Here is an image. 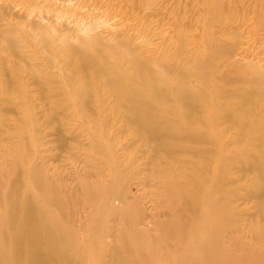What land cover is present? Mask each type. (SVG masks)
Here are the masks:
<instances>
[{
  "label": "rangeland",
  "instance_id": "rangeland-1",
  "mask_svg": "<svg viewBox=\"0 0 264 264\" xmlns=\"http://www.w3.org/2000/svg\"><path fill=\"white\" fill-rule=\"evenodd\" d=\"M141 2L0 0V253L29 200L67 264H264V0ZM142 62L177 68L151 110L206 144L163 150L130 117Z\"/></svg>",
  "mask_w": 264,
  "mask_h": 264
},
{
  "label": "bare ground",
  "instance_id": "bare-ground-1",
  "mask_svg": "<svg viewBox=\"0 0 264 264\" xmlns=\"http://www.w3.org/2000/svg\"><path fill=\"white\" fill-rule=\"evenodd\" d=\"M153 1V0H142L139 5V9L147 8L145 2ZM155 1H171V0H155ZM188 2H193V0H187ZM209 4H217V0H199V5L203 7L208 6ZM169 4L163 5L167 6ZM146 6V7H145ZM167 13V14H166ZM161 15L163 13H160ZM182 16H185V8L183 12H180ZM168 12L164 13V17L167 18ZM181 18V17H180ZM182 20V19H181ZM129 66L127 68V72L130 75L131 82H137L139 84H147V86L151 90L152 98H146L144 96L139 95L136 89L131 85V89H126L125 91L121 90L126 97H129L127 100L128 112L132 115L130 116L133 120L139 122L140 128L145 130L149 137L162 141V144L159 145L163 150L173 152L174 146H179L181 150H191L194 148L188 149L186 145H171L169 142H177L182 141V143H190V144H206L207 141L199 136V133H196L198 130L194 131H181L177 126L178 120L175 118V115L170 110L168 105L166 106V110H163L161 114H156L151 110L153 105L151 102L157 101V96L161 95V92L166 90V83L171 82L172 78L169 76L170 74L177 73L176 67H168V76H165L158 70L153 69L152 66L146 65V62H142V66L140 68L133 69L128 63ZM142 67L145 68V71H142ZM128 77L124 75L123 77H110L108 82L111 86H114L116 83H126ZM155 81L158 83L156 84ZM165 84V86L163 85ZM178 86L181 87V84L177 82ZM124 88V87H123ZM122 88V89H123ZM188 93V92H185ZM183 94L180 98L176 99L182 103V105L191 104V110H198L199 105H211V103L205 98H199L188 94ZM138 94V96H137ZM135 95L137 97H135ZM249 96V93L245 94ZM173 99H168L167 102H170ZM199 101H204L205 104H199ZM207 106V105H206ZM171 114L173 119L168 118L165 114ZM192 117V116H191ZM190 119V118H189ZM250 119V118H247ZM191 124V122L189 123ZM245 122L243 123V125ZM168 140H164V139ZM264 143V140L262 141ZM184 148V149H183ZM259 171V180L262 181L260 184V194L262 198H264V155L257 158V161L248 165V168H255ZM16 186L19 187L16 183ZM16 189V187H15ZM18 203H14L13 207L10 209V222L14 223V221H18V228L14 233V243L12 244L11 251L12 257H9L0 253V264H50V257L55 259H59L61 264H67L70 259V254L68 248L65 245L56 244L58 237L52 233V231L43 225V216L38 213L37 206L32 201H27L23 204V208L25 209L23 215L18 217ZM18 217V218H17ZM48 247V249H45ZM12 260V261H11ZM189 263V262H188ZM189 264H195V261H190Z\"/></svg>",
  "mask_w": 264,
  "mask_h": 264
}]
</instances>
